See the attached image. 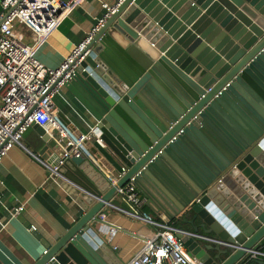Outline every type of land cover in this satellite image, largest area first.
I'll list each match as a JSON object with an SVG mask.
<instances>
[{"label":"water","instance_id":"water-1","mask_svg":"<svg viewBox=\"0 0 264 264\" xmlns=\"http://www.w3.org/2000/svg\"><path fill=\"white\" fill-rule=\"evenodd\" d=\"M69 71L72 118L96 127L89 155L65 157L67 137L43 126L38 155L82 212L48 238L33 232L38 257L1 229L23 264H127L95 225L129 181L159 220L191 228L177 234L191 256L264 264L250 252L264 246V0H122L57 81ZM198 233L228 244L212 255Z\"/></svg>","mask_w":264,"mask_h":264},{"label":"crops","instance_id":"crops-1","mask_svg":"<svg viewBox=\"0 0 264 264\" xmlns=\"http://www.w3.org/2000/svg\"><path fill=\"white\" fill-rule=\"evenodd\" d=\"M1 11L2 0H0V13ZM104 12L102 0L81 1L63 18L54 33L39 45L37 58L48 67H59L87 37ZM15 31L23 42L33 43L36 40L32 31L20 23L16 24ZM72 100H75V97L64 88L55 98L56 107L59 113H63L71 121L68 126L74 129L73 133L78 134L79 131L86 133L90 129L89 124L72 118L70 111ZM40 126L45 127L37 121L30 123L22 135L21 144L15 145L0 164V230L7 229L13 239L34 257H38L45 250L41 242L34 237V231H40L45 238H48L54 229L75 222L82 212L78 203L53 177L48 168V160H42L38 155L43 145L38 134ZM212 142L216 147L220 144L217 139ZM47 157L49 159L50 155ZM149 186L157 194V196L153 195L157 203H161L158 197L164 201L157 192L158 189L156 190L151 184ZM138 190L144 199L142 208L159 220L152 207H157L156 203L139 188ZM147 190L152 193L151 190ZM113 203L111 210L102 216L104 223H96L95 226L112 251L128 263L140 251L155 227L136 220L123 211L127 209V205L119 195ZM176 222L181 228L191 230L188 225L181 226L178 221ZM33 225L36 229L32 228ZM196 237L203 245L212 244L214 248L209 252L212 255L216 254L215 248L219 246L218 243ZM0 254L7 262L23 264L1 238ZM254 259L264 260V256Z\"/></svg>","mask_w":264,"mask_h":264},{"label":"built area","instance_id":"built-area-1","mask_svg":"<svg viewBox=\"0 0 264 264\" xmlns=\"http://www.w3.org/2000/svg\"><path fill=\"white\" fill-rule=\"evenodd\" d=\"M81 1L83 0H2L0 13V164L15 145L21 144L23 133L33 121L41 123L50 131H58L62 137H67L66 145H71L72 148L65 151V157L79 155L82 151L88 154L84 143L94 138L96 127H90L86 133L75 136L61 118L55 103V98L61 94L66 82L72 77L73 71L65 73L59 81L57 79L66 71L73 59L81 53L105 18L114 11L115 4L118 5L122 0H111L112 2L102 0L105 8L103 16L59 67H48L36 56L39 45L54 33L63 18ZM17 23L32 31L36 37L33 43L23 42L18 37L15 31ZM33 108L36 109L24 123H21ZM94 162L113 184L118 181L109 168L102 166L96 160ZM118 195L127 205V209L123 211L134 219L155 227L140 251L127 264H205L191 256L185 242L177 236L178 233L188 234L189 231L172 223L156 220L153 215L142 208L144 199L140 196L135 183L127 182L119 188ZM32 228L36 229V226L33 225ZM193 235L220 245L228 244L218 238L202 234ZM250 252L251 258L264 256V246Z\"/></svg>","mask_w":264,"mask_h":264},{"label":"trees","instance_id":"trees-1","mask_svg":"<svg viewBox=\"0 0 264 264\" xmlns=\"http://www.w3.org/2000/svg\"><path fill=\"white\" fill-rule=\"evenodd\" d=\"M173 224H174L175 226L179 227V226H178L179 224H178L177 222H175V223H173Z\"/></svg>","mask_w":264,"mask_h":264}]
</instances>
